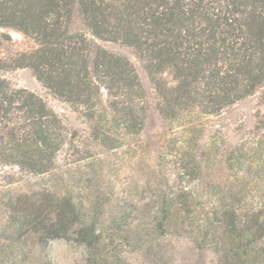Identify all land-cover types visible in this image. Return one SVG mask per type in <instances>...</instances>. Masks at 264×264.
I'll use <instances>...</instances> for the list:
<instances>
[{"label": "trees", "instance_id": "16d2710c", "mask_svg": "<svg viewBox=\"0 0 264 264\" xmlns=\"http://www.w3.org/2000/svg\"><path fill=\"white\" fill-rule=\"evenodd\" d=\"M0 30V53L13 41L10 32L35 44L0 54V70L30 69L52 94L80 109L104 149L140 136L150 104L131 60L99 41L129 48L161 117L188 125L172 156L183 182L149 186L153 196L136 223L99 194L48 187L9 192L0 200V264H26L30 238L43 250L56 239L84 245L87 264H130L123 247L135 251L183 235L214 251L216 264H264V188L248 201L250 185H264V114L255 125L260 139L227 152L234 181H208L189 138L194 120L217 116L264 86V0H0ZM68 138L41 97L0 77L1 164L52 174Z\"/></svg>", "mask_w": 264, "mask_h": 264}, {"label": "rangeland", "instance_id": "374dc122", "mask_svg": "<svg viewBox=\"0 0 264 264\" xmlns=\"http://www.w3.org/2000/svg\"><path fill=\"white\" fill-rule=\"evenodd\" d=\"M2 32L4 30H0V34ZM10 33L13 41L4 46L0 53L2 57L35 48L33 41L16 32ZM98 44L109 52L128 57L136 67L150 104L143 132L123 148L104 149L92 138L80 109L52 94L30 69L0 70V77L13 88L26 89L41 97L69 132L68 142L59 152L57 167L52 174L37 176L0 163V200L9 192H32L43 187L80 196L86 191L101 195L102 202L112 204L115 212L136 223L139 208L150 202L157 184L161 183L165 189L173 184L175 178L177 183L183 182L178 179L179 166L172 156L174 150L182 145L181 135L186 134L188 125H174L161 117L156 109L155 91L129 48L113 42L99 41ZM263 114L264 86L221 114L203 116L192 122L194 130L189 135L190 146L203 164L202 174L208 181L218 178L234 181L232 176L235 172L228 171L225 165L227 152L244 141L260 139L255 125ZM253 161L249 158L248 164L258 168ZM237 174L242 176L243 172ZM257 188L263 189V183L257 185L255 181L250 185L248 201ZM25 249L29 253L26 264H87L86 246L72 240H53L43 250L35 239L30 238ZM122 251L130 264H216L218 259L214 251L200 249L189 235L168 236L140 250L123 247Z\"/></svg>", "mask_w": 264, "mask_h": 264}]
</instances>
